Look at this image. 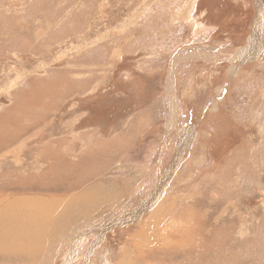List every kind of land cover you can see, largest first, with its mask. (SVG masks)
I'll return each instance as SVG.
<instances>
[{
	"label": "rangeland",
	"instance_id": "rangeland-1",
	"mask_svg": "<svg viewBox=\"0 0 264 264\" xmlns=\"http://www.w3.org/2000/svg\"><path fill=\"white\" fill-rule=\"evenodd\" d=\"M0 264H264V0H0Z\"/></svg>",
	"mask_w": 264,
	"mask_h": 264
},
{
	"label": "bare ground",
	"instance_id": "bare-ground-1",
	"mask_svg": "<svg viewBox=\"0 0 264 264\" xmlns=\"http://www.w3.org/2000/svg\"><path fill=\"white\" fill-rule=\"evenodd\" d=\"M186 10H188L187 7H185ZM258 8V13L254 19L253 22V31L251 36L249 37V44L245 47L242 48L240 50V55H246V58H249L250 56H254L255 54L258 53V51L260 50V47L258 48V43L257 40L260 37V31H261V21H262V12L260 11V6L257 7ZM185 10V11H186ZM182 12V11H181ZM180 13V12H179ZM182 14V13H181ZM185 14V13H184ZM181 16V15H180ZM65 212V211H64ZM63 215V214H62ZM61 225V224H60ZM62 228V227H61ZM59 231V230H58Z\"/></svg>",
	"mask_w": 264,
	"mask_h": 264
}]
</instances>
